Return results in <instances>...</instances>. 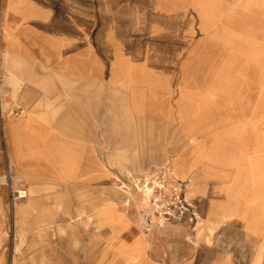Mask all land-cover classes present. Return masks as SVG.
Masks as SVG:
<instances>
[{
  "label": "crops",
  "instance_id": "crops-1",
  "mask_svg": "<svg viewBox=\"0 0 264 264\" xmlns=\"http://www.w3.org/2000/svg\"><path fill=\"white\" fill-rule=\"evenodd\" d=\"M192 8L188 0H0L7 88L22 106L0 116V131L13 168L32 182L102 187L112 183L108 168L167 164L169 184H183L196 212L200 264H264V128L240 127L239 114L238 126L225 127L223 23ZM248 39L252 70L264 71V30ZM37 61L63 78H35ZM4 215L0 203V231ZM120 215L107 218L112 238H122L106 262L135 264L130 253L144 240L124 238Z\"/></svg>",
  "mask_w": 264,
  "mask_h": 264
},
{
  "label": "rangeland",
  "instance_id": "rangeland-1",
  "mask_svg": "<svg viewBox=\"0 0 264 264\" xmlns=\"http://www.w3.org/2000/svg\"><path fill=\"white\" fill-rule=\"evenodd\" d=\"M188 1L193 5V16L208 15L223 23L225 127L238 126L234 117L239 114L240 127L251 123V127L264 128V71L252 70L256 60L248 56V32L264 30V0ZM259 59L264 62L262 57ZM33 64L34 72L30 70L37 79L63 78L45 71L43 63ZM12 65L25 70L20 62L13 60ZM8 68L9 57L0 51L1 117L13 114L16 107L22 109L16 101V89L9 94ZM249 115L254 117L251 122L242 120ZM0 136V178L7 181L0 184L5 214L1 222L6 224V230L0 231V264H127L106 262L107 257L115 259L111 247L122 238H112L116 233L105 228L107 218L112 214L113 220L117 216L120 219L121 212L129 223L124 238L144 240V244L139 242L141 250L130 253L129 261L136 264L144 257L155 264H189L197 260L200 264L203 252L196 247V212L192 201L173 192L175 183L169 184L172 174L167 164L149 169L108 168L112 183L102 187L32 182L13 168L2 129ZM19 190L27 196L19 198ZM31 223L34 229L24 230ZM248 253L252 256V246Z\"/></svg>",
  "mask_w": 264,
  "mask_h": 264
},
{
  "label": "built area",
  "instance_id": "built-area-1",
  "mask_svg": "<svg viewBox=\"0 0 264 264\" xmlns=\"http://www.w3.org/2000/svg\"><path fill=\"white\" fill-rule=\"evenodd\" d=\"M162 183H165V181L163 180ZM172 190H173V192H175V194H176L177 197H182V199L184 198V194H183V184H182L181 182H177V183H175V185H174V187L172 188ZM24 192H25V191H24ZM17 194H18L17 196H18L19 198H22V197H21V194L19 193V191H18ZM25 194H26V193H25Z\"/></svg>",
  "mask_w": 264,
  "mask_h": 264
},
{
  "label": "bare ground",
  "instance_id": "bare-ground-1",
  "mask_svg": "<svg viewBox=\"0 0 264 264\" xmlns=\"http://www.w3.org/2000/svg\"><path fill=\"white\" fill-rule=\"evenodd\" d=\"M2 178V177H1ZM0 178V184H5L7 181L5 180V179H1ZM5 180V181H4ZM121 187V186H120ZM122 188V187H121ZM146 188V187H145ZM145 190V189H144ZM146 191H149V189H147ZM19 193L21 194V197H26L27 196V194H25L26 192H24L23 190H19ZM146 193H148V192H146ZM145 193V194H146ZM163 205V204H162ZM162 215V214H161ZM163 216V215H162ZM165 217V216H164ZM163 217V218H164ZM20 239V238H19Z\"/></svg>",
  "mask_w": 264,
  "mask_h": 264
}]
</instances>
